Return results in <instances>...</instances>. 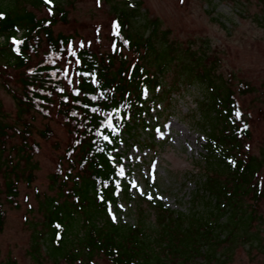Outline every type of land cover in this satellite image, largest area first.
<instances>
[{"label": "trees", "instance_id": "trees-1", "mask_svg": "<svg viewBox=\"0 0 264 264\" xmlns=\"http://www.w3.org/2000/svg\"><path fill=\"white\" fill-rule=\"evenodd\" d=\"M40 8L48 9L49 15L39 17L35 9ZM114 10L113 45L109 51L97 53L90 44L77 46L74 35L55 31L59 22H68L62 0H0V63L3 60L5 68L1 83L17 102L18 121L23 126L0 124V171L9 172L6 198L19 207L18 174L14 172L19 163L10 167L1 161L8 139L23 136L20 149L28 153L22 157L29 164L41 146L29 143L32 123L24 115L34 111L45 118L55 116L66 128L67 143L52 180L67 199L58 202L52 197L47 201L42 238L51 237L55 242L52 256L82 264H101L95 260L100 255L109 264H187L195 257L210 261L217 257L214 245L227 241L216 228H227L234 239L237 226L247 233L254 212L246 214L240 200L249 196L255 210L264 197L259 178L264 171V149L259 155L244 149L252 125L238 96L254 88L245 81L234 88L232 78L217 70L221 58L206 39L200 44L195 39L182 44L169 38V29L161 30L158 18L148 19L143 24L146 29L140 26L136 21L139 7L125 2ZM65 60L73 67L62 64ZM171 69L176 75L165 93L190 85L203 91V98L196 101L197 124L206 139L201 160L205 181L200 191L208 194L207 198L196 196L207 200L209 210L200 216L187 215L159 200H147L156 214L150 227L145 215L151 213L142 208L136 224L115 222L109 206L117 205L116 163L122 157L115 151L149 126L145 117L150 104L165 100L164 95L159 97V88L164 89ZM236 112L240 113L238 119ZM39 135L48 139L52 130L47 127ZM143 145L153 147L156 141L149 137ZM34 169L29 167L28 182L35 177ZM224 216L227 222L222 224ZM5 219L0 204V229ZM210 220H215L211 226ZM254 238L247 236L246 242ZM206 242L210 248L205 252Z\"/></svg>", "mask_w": 264, "mask_h": 264}, {"label": "rangeland", "instance_id": "rangeland-1", "mask_svg": "<svg viewBox=\"0 0 264 264\" xmlns=\"http://www.w3.org/2000/svg\"><path fill=\"white\" fill-rule=\"evenodd\" d=\"M62 1L68 9V22H59L55 31L74 35L77 46L90 44L97 53L111 49L116 28L114 7H123L125 2L130 7L140 8L141 14L136 21L142 27L148 19L158 18L161 30H170L171 40L185 44L195 39L200 44L206 39L209 47L221 58L217 70L225 77L232 78L234 88L237 90L242 81L254 88V91L244 95L238 93L252 125V134L244 142V149L250 155H259L264 149V0ZM35 12L39 17L49 15L46 8L35 9ZM3 63L2 60L0 124L23 127L18 121L17 102L1 83V74L5 71ZM62 64L73 67L69 60ZM175 75L172 69L168 71L165 77L167 82L162 85L164 89L159 88V97L164 95L165 100L150 104L151 110L145 117L149 126L143 127L138 136L121 143L115 151L122 155L116 163L119 178L117 205L109 206V213L116 218L115 222L136 224L139 208H142L151 213L145 215L150 227L156 214L147 200H159L167 207L187 215L200 216L209 210L207 200L196 196L203 194L207 198L208 194L200 191L205 181L201 160L206 139L197 124L200 114L196 101L203 98V91L198 85H190L165 93ZM11 84L14 87L17 85L15 81ZM24 117L32 123L29 143L38 142L41 148L26 164L22 156L28 153L20 149L23 136L18 134L8 139L7 150L1 158L7 163L4 166L14 167L19 163L14 171L18 174L19 207H14L6 198L9 172L1 170L0 204L6 211V219L3 229H0V264H82L80 261L55 258L52 256L55 242L51 237L46 241L42 238L46 231L48 199L53 197L58 202L67 199L64 191L52 180L57 161L66 148V128L55 116L45 118L33 111ZM47 127L52 130V136L45 139L39 135V131ZM149 137L156 141L155 146L143 145L149 142ZM30 166L35 167V177L28 182ZM259 178L264 184V171ZM126 185H130L129 195L125 194ZM240 202L246 214L254 212L247 233L237 226L235 232L238 237L234 239L228 235L227 228L217 227L216 232L222 233L220 237H227L226 242L220 241L214 245L217 257L210 261L195 257L187 264H264V197L255 210L249 196H243ZM214 221L210 220V226ZM226 222L227 216L220 218V223ZM247 236L255 238L246 242ZM209 248L206 242L203 251ZM95 260L109 264L101 255Z\"/></svg>", "mask_w": 264, "mask_h": 264}, {"label": "snow or ice", "instance_id": "snow-or-ice-1", "mask_svg": "<svg viewBox=\"0 0 264 264\" xmlns=\"http://www.w3.org/2000/svg\"><path fill=\"white\" fill-rule=\"evenodd\" d=\"M46 2H48V0H46ZM0 19H3L2 14H0ZM13 43H16V41H13ZM71 55L74 57V56H75V53L73 52V53H71ZM76 63H79V61L76 60ZM65 75H66V76L68 75L67 70L65 71ZM239 117H240V113H239V112H236V118L238 119ZM104 139L107 140L108 137L105 136ZM120 175H121V176L123 175V169H121ZM148 198H149V199H152L151 196H149ZM115 219H116V218L113 216V221H115Z\"/></svg>", "mask_w": 264, "mask_h": 264}]
</instances>
